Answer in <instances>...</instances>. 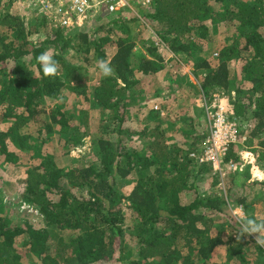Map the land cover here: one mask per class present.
<instances>
[{
	"label": "trees",
	"instance_id": "1",
	"mask_svg": "<svg viewBox=\"0 0 264 264\" xmlns=\"http://www.w3.org/2000/svg\"><path fill=\"white\" fill-rule=\"evenodd\" d=\"M151 8L104 12L94 19L90 32L84 28L61 30L38 13L32 25L17 10L0 16V122L6 123L0 129V165H14L24 152H30L33 164L23 179V200L41 214L47 227L59 233L54 238L23 218L15 219L9 211L0 214V264H264V246L257 243L264 238L260 233L241 235L239 219L229 209L230 204L241 206L247 217L264 222L250 211L256 190L264 200V180L243 183L238 170L228 171L224 176L227 186L223 178L219 180L226 190L201 195L203 184L207 191L220 178L211 161L198 160L204 135L191 136L185 144L169 139L168 131L185 129L169 120V104L163 101H153L156 110L152 105L142 112L148 123L138 132L126 125L130 107L145 110L143 100L161 98L156 86L144 96L138 75H154L163 67L158 64L162 48L174 58L186 56L197 69L205 70L200 93L201 112L207 121L208 112L217 109L207 108L216 98L214 91H223L230 98L235 91L230 103L235 104L238 134L245 132L239 127L240 115L249 111L254 122L252 136L263 147L264 0H153ZM136 18L159 42L146 44L150 57L142 56L133 64L135 40L127 22ZM205 21L212 25V32L219 24L235 29L231 43L219 48L211 63L202 56L204 43L212 38ZM37 26L34 32L40 34L34 43L30 35ZM51 47L59 70L54 77H44L36 57ZM69 50L75 57H65ZM100 59L111 60L114 74L101 75L96 85L89 84L85 64ZM231 61L239 64L240 74L233 78L228 68ZM238 77L241 85L236 82ZM246 85L249 96L239 98ZM71 95L87 99L95 111L105 109L110 116L100 120L96 161L72 159L60 166L55 154L43 152L42 146L54 133L63 140L65 155L70 147L81 145L86 133L81 126L88 117L81 104L66 107ZM135 135L140 144H128ZM240 147L243 143L229 145L219 161L222 170L229 159L239 161ZM255 162L264 173L262 150ZM124 179L134 182L127 196L118 190ZM245 185L255 187L250 191ZM224 207L229 215L223 221L211 218L220 217ZM126 210L131 212L128 217ZM213 224L219 234L209 232ZM22 234L27 235L25 251L16 243ZM219 247L224 248L223 263L212 259Z\"/></svg>",
	"mask_w": 264,
	"mask_h": 264
},
{
	"label": "rangeland",
	"instance_id": "2",
	"mask_svg": "<svg viewBox=\"0 0 264 264\" xmlns=\"http://www.w3.org/2000/svg\"><path fill=\"white\" fill-rule=\"evenodd\" d=\"M134 6H139L141 9H144L145 6H142L140 3H135ZM27 5H25L24 2L20 0H1L0 1V16L7 13L9 10H17L19 13H21L22 18L24 19V22L28 23L29 25L34 24L37 17L36 16V9L33 11H29L26 9ZM97 12V10H96ZM117 13V12H116ZM102 16L103 12L97 13L90 22L83 25L84 29H87L89 32L92 30L91 25L95 24V20L97 16ZM95 19V20H94ZM49 23V21H48ZM142 23L140 19H133L127 22L128 26H130V36L135 40V47L133 48V56H131L130 61L133 64H137L138 59L142 58V56H149L147 55V48L146 44H158L159 42L157 36L153 33V31L149 27H145V30H143L141 25H138ZM205 23L208 24L211 40L207 44L204 43V50L202 53V56L205 57L207 61L211 63V60L213 54L221 47L226 46L231 43L234 33V27L226 26L223 24H219L216 26L215 32H212V25L208 23V21H205ZM107 26H110L109 21H106ZM49 25H52L51 21ZM55 27V26H53ZM36 28H33V33L30 35V39L35 41L39 38L38 35L39 32H34ZM57 28V27H56ZM32 29V28H31ZM39 29V28H38ZM61 30L69 31L66 29L61 28ZM214 33V34H213ZM54 46V45H53ZM52 52L54 49L51 47L49 51ZM113 51V48L111 49ZM162 54V60L158 62V64L163 67H160V69L157 71L156 74L150 75V76H144L138 75V77H141L142 81L140 86H142L144 92V96H148L150 88L157 87L158 90V96L163 97V99H159L158 101L153 100L152 98L147 101H142L146 104L143 108L137 107L136 105L129 108V113L127 115L128 121L126 125L129 126L132 130H135L138 132L144 125L148 123V121L144 120L145 112L147 108H150L153 105V109H155L154 106H156L155 103L157 102H165L166 105L169 104V107L167 108V117L169 120H172L175 123L176 128H184V132H180L177 130L174 131H168L167 137L171 139L173 138L174 141H178L182 144H185L191 136H205V139L201 142L202 146L204 142L208 139L209 136V122L206 118L203 116V111L201 112L202 105L204 104L201 101V93H200V86L201 82L200 79L204 75L205 70L197 69L196 65L193 63V61L187 59L186 56H176L174 58L172 54H166V51L162 48L159 49ZM112 51H109V54H111ZM55 52V51H54ZM74 53L69 50L67 54H65V57L67 59L71 58V56ZM75 57V56H74ZM150 57V56H149ZM77 58V57H76ZM173 60H172V59ZM75 58H72V60ZM76 60V59H75ZM96 63H90L88 62L85 64V73L88 76L89 84H97V80L101 75L98 73V71H94ZM239 64L238 62L231 61L228 63L229 68V76L230 78L235 77V75L239 76ZM239 85H241V79L238 77L236 81ZM155 87V88H156ZM249 86L246 85V87L243 88L245 91L244 94H241L239 98L245 99V97L249 96ZM132 95H135V89L132 90ZM247 91V93H246ZM215 92V100L212 102L210 107L213 104L223 106L226 110L227 114L230 116H234L235 111V104L233 102L230 103L231 98H234L236 96V92H231V98L226 95L225 92L216 90ZM142 96V97H144ZM238 96V95H237ZM71 100L66 103L67 108H71L73 105H79L81 104V107L85 110L86 115L88 117L87 124H83L81 126V130H86V133L82 136V143L79 146L76 147H70V152L68 155L64 154V149L62 148L61 144H63V140L59 139V136L57 134H53L50 139L46 140L45 143L42 146L43 152H53L56 157V161L60 166H66L70 163L72 159H80V158H86L96 161V137L100 136V130H99V124L100 120L107 118L110 116L109 112L105 109H99L96 110L92 107L91 102H89L87 99H78L76 96H69ZM139 98V96H138ZM155 103H154V102ZM144 111V113H142ZM166 113V111H165ZM137 116V117H136ZM204 118V119H203ZM241 121L238 120L239 127L241 125L242 129H245V132L242 134L244 136V142L243 147H240L238 150L239 154V165H242L241 170H239L240 176L239 182H253L251 178H253L250 174L252 173L255 180H258L260 173L262 170L258 166V164L255 162L258 157H260L261 150L264 152V145L261 147L259 145V140L252 136V128L254 126V122L252 119V114L248 111L244 116L240 115ZM237 121V119L235 120ZM81 123V122H80ZM187 123V124H185ZM108 127L112 128V125L109 121H107ZM6 127V123L0 122V129H3ZM37 130V129H36ZM35 130V131H36ZM37 132V131H36ZM34 136H37V133L32 132ZM43 137L45 136V133H42ZM254 137V138H253ZM249 139L252 140L251 144L246 143ZM261 140V139H260ZM128 144L137 146L140 144L137 135L134 136V139L129 142ZM30 152H24L23 155H21L19 162L12 165L10 163H3L0 165V214H4V212L10 213V216L14 217H20L23 218L27 224L31 225L32 228L38 229V230H47L51 236L54 238H58L59 233L53 229L52 227H47L45 225V221L42 219L41 214H39L38 211L34 210L33 207H30L27 203L24 202V198L22 197L23 194V179L26 175V169L32 165V159L29 157ZM244 154V155H242ZM243 156H246L244 159ZM253 159L254 166H250L248 164L249 160ZM259 170V172H257ZM229 170H223V179L227 186V180L226 177H224ZM259 175V176H258ZM129 175L127 178H130ZM261 177V176H260ZM254 179V178H253ZM219 180L222 181L221 178L218 179V183L213 186L212 188H208L207 191L203 190L207 187L199 188L200 194L205 195L207 193H212L213 190H220L223 192L226 190L224 188V185L222 188L219 186ZM259 181V180H258ZM204 183V182H203ZM200 182L197 183V186H200ZM134 185L133 181L127 182L125 179L121 181L120 184H118V190L120 194L123 196H127L132 189V186ZM255 186H244L245 190H252ZM215 192V191H214ZM257 196L254 198L256 199L253 208L250 209L251 213L257 217L258 219H264V200L262 195H260V191L256 190L254 192ZM20 200H23L21 202ZM19 202V203H18ZM230 209V208H229ZM243 211V210H242ZM126 216L128 217L130 215V211L126 210ZM244 213V212H243ZM226 215H229L228 210L224 207L223 213L220 214V217L218 216H211L212 219L215 221H223ZM214 221V222H215ZM216 225V224H215ZM213 224V226L210 227L209 232L213 234H219L220 231L217 229V227ZM225 229V228H224ZM260 236L264 238V231L260 232ZM27 240V235L22 234L20 236L16 237V243L17 245H20V249L22 251H25L28 248V245H24L23 242ZM28 257V256H27ZM35 258H33L34 260ZM213 262L216 263H223V260H225L224 257V248H217L215 253L212 256ZM27 260V258H26ZM32 258L28 257V261H31ZM227 264V262L225 263Z\"/></svg>",
	"mask_w": 264,
	"mask_h": 264
},
{
	"label": "built area",
	"instance_id": "3",
	"mask_svg": "<svg viewBox=\"0 0 264 264\" xmlns=\"http://www.w3.org/2000/svg\"><path fill=\"white\" fill-rule=\"evenodd\" d=\"M27 5L31 11L36 9V13L44 15L51 21L52 25L58 28L71 30L81 28L92 20L99 12L115 13L122 10H134L135 3L145 6V10L152 11L153 0H20ZM140 8V7H139ZM97 10V12H96ZM155 109L157 106H154ZM211 107L217 108L214 112L209 111V136L203 144V148L198 155L199 161H211L212 167L219 170L220 178H223V170L219 165L221 156L228 151L230 144H242L244 136L238 134L237 121L235 117L228 115L223 106L213 104ZM211 107H207L210 109ZM206 108V109H207ZM244 155V154H242ZM245 159L246 156H243ZM250 166H254L253 159L248 161ZM226 170H241L242 165L229 160L225 164ZM252 177L254 175L251 173ZM223 186L221 185L220 188ZM232 215L237 219L236 208L241 206L229 205ZM243 210V209H242Z\"/></svg>",
	"mask_w": 264,
	"mask_h": 264
},
{
	"label": "clouds",
	"instance_id": "4",
	"mask_svg": "<svg viewBox=\"0 0 264 264\" xmlns=\"http://www.w3.org/2000/svg\"><path fill=\"white\" fill-rule=\"evenodd\" d=\"M33 42L36 43L35 39ZM54 55L55 54L51 51H44V52H41L36 57L37 63L39 64L40 70L42 71V74L44 77H54L58 73L59 63L54 58ZM94 71H98V73L100 75H102L103 77L112 76L114 74V68L112 66L111 60H108V59L98 60L96 65H95ZM236 163L238 164V162H236ZM257 172H259V170H257ZM259 173H260L261 177L258 175L259 176L258 180L259 181L264 180L263 171H261ZM255 179H256L255 177H254V179L251 178L252 181ZM235 213H236V215L239 219V222L241 224V235L242 234H258V233L264 231V222L257 223L255 220L247 217V215L244 214L242 209H240V208H236ZM257 243L264 246V239L258 238Z\"/></svg>",
	"mask_w": 264,
	"mask_h": 264
}]
</instances>
